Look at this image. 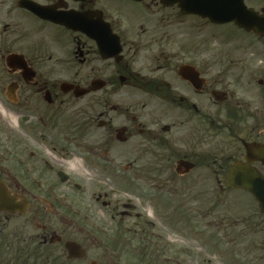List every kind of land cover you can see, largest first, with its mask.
Wrapping results in <instances>:
<instances>
[{
    "label": "flooded vegetation",
    "instance_id": "flooded-vegetation-1",
    "mask_svg": "<svg viewBox=\"0 0 264 264\" xmlns=\"http://www.w3.org/2000/svg\"><path fill=\"white\" fill-rule=\"evenodd\" d=\"M180 1L0 0V264H150L138 206L213 241V195L264 145V37L230 23L215 58ZM258 214L237 238L264 242Z\"/></svg>",
    "mask_w": 264,
    "mask_h": 264
},
{
    "label": "rangeland",
    "instance_id": "rangeland-1",
    "mask_svg": "<svg viewBox=\"0 0 264 264\" xmlns=\"http://www.w3.org/2000/svg\"><path fill=\"white\" fill-rule=\"evenodd\" d=\"M251 6H258V1H251ZM184 21L181 26L191 27L195 26L194 31L197 34V42L213 44L214 57L217 58L219 49L221 47L234 50L238 45L244 42L243 35L238 29L232 26L217 27L214 26L212 29L207 27H201L200 20ZM191 25V26H190ZM234 58L239 53L234 52ZM3 113V112H2ZM79 169V168H78ZM76 172V170H75ZM82 176V175H81ZM78 177L79 181L84 182V178ZM83 177V176H82ZM90 181H88L89 183ZM214 208L210 211L211 217L203 220H214V227L207 228L206 234L213 233L215 238L213 241L204 238H190L187 234L185 236V230L179 229L169 221L161 222V219L155 220L149 215L151 214V208L148 206H138V211L145 219L153 220L157 226H153V232L158 233L166 242V249L164 254L157 256V248L151 247V251H148L147 258L150 264H264V242L258 243V239L251 241L241 240L237 238L239 232L235 231L237 228L255 220L259 219L260 214L259 208L253 198L242 192L237 193H225V194H214ZM215 198L217 203L215 204ZM161 207L163 217L167 214L166 208ZM201 220V218H199ZM193 222H198L199 220ZM244 222V223H243ZM177 223V222H176ZM235 223H243L242 225L235 226ZM204 228V227H203ZM249 230L247 229L246 233ZM250 235L256 234L253 230H250ZM178 232L185 237V239H177L172 234ZM261 240L264 236L262 231ZM235 237L236 240L233 239ZM253 238V237H252ZM181 246H179L180 244ZM241 240V241H240ZM250 240V241H248ZM179 246V247H178ZM190 251L188 253L187 251ZM181 251V253H179ZM94 259V257H91ZM133 260L121 259V263L129 264ZM130 262V263H131Z\"/></svg>",
    "mask_w": 264,
    "mask_h": 264
},
{
    "label": "water",
    "instance_id": "water-1",
    "mask_svg": "<svg viewBox=\"0 0 264 264\" xmlns=\"http://www.w3.org/2000/svg\"><path fill=\"white\" fill-rule=\"evenodd\" d=\"M183 11L198 14L212 23L226 24L233 22L239 28L253 31L264 36L263 15L246 8L243 0H182ZM247 161H259L264 166V145H247ZM229 188L245 189L258 202L261 213L264 214V178L248 164L234 165L227 178Z\"/></svg>",
    "mask_w": 264,
    "mask_h": 264
}]
</instances>
